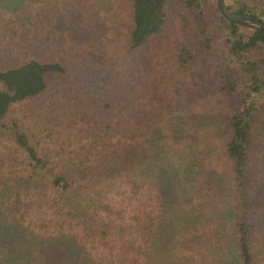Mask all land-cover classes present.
Wrapping results in <instances>:
<instances>
[{"label":"trees","instance_id":"1","mask_svg":"<svg viewBox=\"0 0 264 264\" xmlns=\"http://www.w3.org/2000/svg\"><path fill=\"white\" fill-rule=\"evenodd\" d=\"M224 2L264 20V0ZM206 59L226 173L205 192L229 197L209 211L190 198L195 149L155 142ZM7 234L33 264H50V244L56 264H264V30L228 21L216 0H0Z\"/></svg>","mask_w":264,"mask_h":264},{"label":"rangeland","instance_id":"2","mask_svg":"<svg viewBox=\"0 0 264 264\" xmlns=\"http://www.w3.org/2000/svg\"><path fill=\"white\" fill-rule=\"evenodd\" d=\"M205 62V67H202L203 70L202 68L200 69L201 85L199 91H197V89L187 92V97L184 98L180 106L176 107L175 112L179 111V113L177 115H171L170 122L166 123V125L159 130L155 142L160 143L162 145L161 147L165 146L166 148H170L171 145L174 144L177 147L180 146L179 149L183 151L188 149H195L198 151V154H196L194 150L195 155L198 157L197 159L200 166L198 168L200 170L194 182L198 184L200 198L196 196L190 198L195 208H200L201 210L207 209L209 211L217 207H223L224 204L228 202L229 197L222 195L219 191H212L213 197H208L205 192L207 189L205 185L208 181L211 183L214 174L226 173L223 153V145L226 136L218 132L215 133L210 126V123L214 125L218 117L224 114L225 106L224 101L216 95V84L209 75L211 72L207 69L213 62L212 60L210 62L209 59H206ZM182 125H186L192 129L193 132H191L189 137L183 134L180 138L181 134L179 131ZM201 129H204L203 131H208V137L206 136L203 140L200 137V141L197 136ZM189 145L190 148H188ZM204 176L207 177L206 181H204ZM200 183L203 185L200 186ZM89 186L84 185L82 187L88 188ZM189 189H192V185H189ZM211 226H214V224H211ZM28 245V242H26L25 239L22 241V238L18 235L7 234L0 236V257L2 259L0 264H33L30 263L29 258H27L28 252L24 250V247ZM18 246H20L19 253L16 254L15 250ZM49 246L50 247L47 248L49 250L48 263L56 264L57 261H53V259L58 254L57 248L60 247L53 244ZM60 246H63V244ZM201 246L203 245L200 244L198 247L193 248L194 253H197L198 256H202L201 251H198ZM10 253L14 254L11 255ZM59 255H61L60 252Z\"/></svg>","mask_w":264,"mask_h":264},{"label":"water","instance_id":"3","mask_svg":"<svg viewBox=\"0 0 264 264\" xmlns=\"http://www.w3.org/2000/svg\"><path fill=\"white\" fill-rule=\"evenodd\" d=\"M216 3L220 12L228 21L246 27L264 30V20L234 14L226 7L224 0H216Z\"/></svg>","mask_w":264,"mask_h":264}]
</instances>
